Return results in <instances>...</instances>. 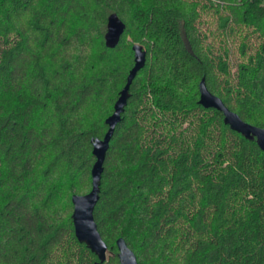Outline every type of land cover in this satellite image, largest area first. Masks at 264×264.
Here are the masks:
<instances>
[{"label":"trees","instance_id":"1","mask_svg":"<svg viewBox=\"0 0 264 264\" xmlns=\"http://www.w3.org/2000/svg\"><path fill=\"white\" fill-rule=\"evenodd\" d=\"M199 1L0 0V264H120L119 239L138 264H264V152L199 104L205 79L264 128V0H201L215 31ZM113 14L126 30L111 49ZM135 45L148 58L104 164L101 262L75 235L72 197L92 190V141L108 131Z\"/></svg>","mask_w":264,"mask_h":264},{"label":"water","instance_id":"2","mask_svg":"<svg viewBox=\"0 0 264 264\" xmlns=\"http://www.w3.org/2000/svg\"><path fill=\"white\" fill-rule=\"evenodd\" d=\"M126 30L124 22L113 14L108 19L107 33L105 36L108 48L114 49L120 43V40ZM135 54V65L130 71L127 84L121 91L118 100L114 106L113 114L106 120L108 131L103 139H94L93 155L96 162L92 168V190L86 195H74L72 203L74 212L72 215L75 235L80 243L85 244L101 262L107 260L108 245L103 240L98 225L94 218L95 208L100 200L101 180L104 173V164L107 153L110 149V143L114 136L117 126L122 121L128 101L130 99V87L137 77L138 73L145 68L147 64V52L143 46L135 45L133 47ZM200 100L199 104L205 109H215L223 113L224 123L233 131L241 134L248 140H255L264 152V128H259L246 123L241 117L230 110L221 98L214 95L207 87L206 80L203 79L199 85ZM120 264H138L134 251L128 246L124 239L117 241Z\"/></svg>","mask_w":264,"mask_h":264},{"label":"rangeland","instance_id":"3","mask_svg":"<svg viewBox=\"0 0 264 264\" xmlns=\"http://www.w3.org/2000/svg\"><path fill=\"white\" fill-rule=\"evenodd\" d=\"M189 1L192 2L193 4H196L199 0H189ZM200 1H199V3H200ZM202 5L200 3V5L198 6V10H199L200 15H201L200 17L202 20L203 29L205 31L207 29H212L215 31L218 27V24H219L218 17H216L214 15L213 10H211L210 8H204ZM242 30H243V32H242V37H243L247 33V28H243ZM135 37H139V35L137 33H134V36L133 35H127L125 38V41L130 48L132 45L139 43L136 41ZM241 41H242V38L240 36V33L235 35L230 41V45H232V51L235 54L231 57V63L233 64L232 65L233 66V72H236L237 65L241 61L240 56H239L240 54L238 51V48H239ZM248 42L251 45V51H250V54H251L253 51L252 49H256V47L260 44V41L257 39L256 36H252L251 38H249ZM80 186H82V185H80Z\"/></svg>","mask_w":264,"mask_h":264}]
</instances>
